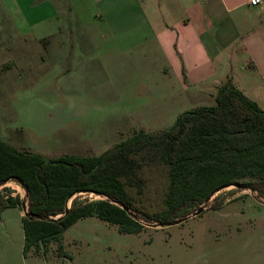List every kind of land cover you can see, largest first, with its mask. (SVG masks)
I'll list each match as a JSON object with an SVG mask.
<instances>
[{"label": "rangeland", "instance_id": "rangeland-1", "mask_svg": "<svg viewBox=\"0 0 264 264\" xmlns=\"http://www.w3.org/2000/svg\"><path fill=\"white\" fill-rule=\"evenodd\" d=\"M56 2L66 9L63 27L44 34L25 26L16 1L0 0V138L11 146L47 159L100 155L138 131L161 132L184 111L216 104L205 84L222 76H175L165 50L140 47L154 37L151 27L133 26L124 41L114 24L82 16L74 0ZM0 189L26 198L15 181ZM216 196L222 204L211 208ZM79 198L101 199L85 192ZM194 212L167 226L144 220L133 233L89 216L61 242L25 255L22 204L0 208V264H264V197L257 191L230 185Z\"/></svg>", "mask_w": 264, "mask_h": 264}, {"label": "trees", "instance_id": "trees-1", "mask_svg": "<svg viewBox=\"0 0 264 264\" xmlns=\"http://www.w3.org/2000/svg\"><path fill=\"white\" fill-rule=\"evenodd\" d=\"M241 179L264 197V109L231 80L219 88L215 105L184 111L170 128L138 131L100 155L47 159L0 138V187L15 181L26 194L21 201L0 189V208L28 203L25 255L61 242L89 216L131 233L144 220L167 223ZM82 192L101 199L81 200ZM218 197L211 208L222 204Z\"/></svg>", "mask_w": 264, "mask_h": 264}, {"label": "crops", "instance_id": "crops-1", "mask_svg": "<svg viewBox=\"0 0 264 264\" xmlns=\"http://www.w3.org/2000/svg\"><path fill=\"white\" fill-rule=\"evenodd\" d=\"M17 13L33 32L61 31L66 9L56 0H14ZM79 13L103 18L125 41L133 26L151 27L140 47L161 48L174 60L175 76L207 82L211 94L226 79L264 109V2L250 0H74ZM83 12V14H82ZM47 16V18H46ZM116 21V23H115ZM130 27V28H129ZM37 30V31H36ZM123 40L119 44L123 45ZM150 41V42H149ZM146 42H149L146 44ZM129 46L125 42V46ZM170 53V54H169ZM225 76V78H224ZM235 76H255L236 79ZM250 87V88H248ZM203 89V87H202Z\"/></svg>", "mask_w": 264, "mask_h": 264}, {"label": "water", "instance_id": "water-1", "mask_svg": "<svg viewBox=\"0 0 264 264\" xmlns=\"http://www.w3.org/2000/svg\"><path fill=\"white\" fill-rule=\"evenodd\" d=\"M231 185H235L236 187H238V188H242V189L245 188L244 184H242V183H240V182H238V183H234V184H231ZM228 186H230V185H228ZM228 186H225V187H228ZM223 188H224V187H223ZM210 199H211V198H208V199L206 200V202H205L202 206H200V208H199L198 210H196V211L194 212L193 216H196V215L200 214L201 212H203V210L205 209V206H204V205H205L207 202H209ZM22 206H23L24 214H25V215H28V214H29L28 203H27V202H23V203H22ZM69 207H70V206H69ZM188 218H190V215L186 216L185 218H181V219H178V220H175V221H169V222H167V223H162L161 225H163V226H167V225H172V224H178V223H181V222L185 221V220L188 219Z\"/></svg>", "mask_w": 264, "mask_h": 264}, {"label": "built area", "instance_id": "built-area-1", "mask_svg": "<svg viewBox=\"0 0 264 264\" xmlns=\"http://www.w3.org/2000/svg\"><path fill=\"white\" fill-rule=\"evenodd\" d=\"M263 2H264V0H250V4H252V5H259Z\"/></svg>", "mask_w": 264, "mask_h": 264}]
</instances>
